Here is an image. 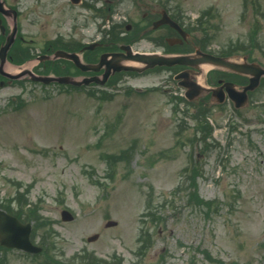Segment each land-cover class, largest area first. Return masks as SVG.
Wrapping results in <instances>:
<instances>
[{
    "label": "rangeland",
    "instance_id": "374dc122",
    "mask_svg": "<svg viewBox=\"0 0 264 264\" xmlns=\"http://www.w3.org/2000/svg\"><path fill=\"white\" fill-rule=\"evenodd\" d=\"M7 1L22 13L12 73L46 69L38 56L52 41L104 37L101 0ZM163 3L195 44L264 66V0H113L111 19L146 25L144 13ZM142 30L116 34L137 51L169 34ZM175 74L125 72L82 89L0 77V208L41 221L33 240L44 247L0 246V264H264V79L238 110L182 99ZM63 209L75 219L64 221Z\"/></svg>",
    "mask_w": 264,
    "mask_h": 264
},
{
    "label": "water",
    "instance_id": "95a60500",
    "mask_svg": "<svg viewBox=\"0 0 264 264\" xmlns=\"http://www.w3.org/2000/svg\"><path fill=\"white\" fill-rule=\"evenodd\" d=\"M4 2L0 0V9H3ZM17 29L16 27L13 29L12 33L9 35L8 40L6 44L2 47L0 52V71L11 78H20L25 76L26 74H29L32 79L34 80H41L43 82H51L53 80H57L59 82H67V83H74V84H82L83 82L90 83L92 80H96L100 83H105V81L109 78L110 74L112 72L121 71V70H138V71H144L148 68L155 67L156 65H174L177 63H185V64H191V56L182 55V56H166V55H160V54H146V53H134L132 51L131 46H126V49L128 50V54H111V57L109 58L110 54H104L102 56L101 61L98 64H83L80 61V58L75 53H68L65 51H59L56 53V56H64L70 59H73L83 70H100L103 66L106 67V72L104 74L103 79H100L99 77H92V78H86L84 81H79L74 77H58L53 78L49 76H36L30 69H24L18 74H11L5 70V64L7 62V54L8 50L11 46V44L14 41V37L16 35ZM208 60L213 63L214 66L224 68V69H230L239 71L241 73L251 74L252 80L251 84L244 88L243 92L241 94L243 95V98L245 99V102H243L241 105L245 106L247 102V91L249 89H253L260 83L261 76L264 74V69L260 68L258 65H238L236 62L232 61V58H217L209 56ZM130 62H136L142 64V66H136L133 64H130ZM238 66V68H237ZM189 88L187 92V96L190 99H193L196 94L201 91H193L191 89L190 85H187ZM215 90V89H214ZM205 90L202 89V92ZM236 95V92L232 90V97L234 98ZM65 219H72L73 216L66 212L64 213ZM109 226L116 225V222L110 221L108 223ZM30 232V226L29 225H22L19 221H17L16 218L13 216L5 213L4 211L0 210V242L3 245L7 246H18L24 249L28 250H35V248L30 244V241L28 239ZM99 234H95L91 237H89L90 241H94L98 239Z\"/></svg>",
    "mask_w": 264,
    "mask_h": 264
},
{
    "label": "flooded vegetation",
    "instance_id": "af4514ba",
    "mask_svg": "<svg viewBox=\"0 0 264 264\" xmlns=\"http://www.w3.org/2000/svg\"><path fill=\"white\" fill-rule=\"evenodd\" d=\"M167 10H168V12H169V14H170V16L173 18V19H175V20H177L178 22H180L181 21V17L179 16V14H178V11H176V8H172L171 6H168L167 7ZM156 11H153L152 13H155ZM148 14H149V12H146L145 13V15L144 16H148ZM159 17L160 16H157L156 18H154V19H150L151 21H148L147 22V25H142L141 24V26H136V27H133V26H126L125 27V29H144V31H143V35H145V34H147V33H149L150 32V30L152 29V25L154 24V22L156 21V20H158L159 19ZM181 18V19H180ZM183 21V20H182ZM183 22H185V21H183ZM151 24V25H150ZM184 26L185 27H187L186 26V24H184ZM153 29H155V31H159V30H162V29H167V31H168V33L169 34H167V35H164L161 39H159V40H157V44L159 43V45H157V47H156V51H161V52H164V53H166V52H183V53H190L191 51H194L195 50V48H201L202 49V51H204V52H210V53H215L212 49H208V48H206V47H202L201 45H199V44H195V41L193 40L194 38L191 36V34L188 36V38L187 39H182V37H181V35H180V33H179V31L178 30H176V29H174V28H172L170 25H163V26H160V27H158V28H153ZM187 30V29H186ZM189 32V31H188ZM164 41L166 42V43H168V47L166 48V47H164ZM161 45H163V46H161ZM187 45L188 46H190L189 48H187V49H185V50H179V51H177V50H171L172 48H175V47H187ZM190 48H191V50H190ZM216 54V53H215ZM196 62L198 63V64H200L201 63V60H196ZM182 69H184V67H182ZM195 73H200V70H196L195 71ZM226 74V73H225ZM208 77V76H207ZM221 80H232V81H235V82H237L235 79H233V78H226V77H224V78H222V77H219V78H217V79H215V80H212V81H209L207 78H206V80H205V83L207 84V85H210V86H218V85H220L221 83H220V81ZM247 82H248V79H247ZM246 82V80H245V82L243 83V82H237V83H240V84H246L247 83ZM203 100H209L210 102L212 101V96H211V94H208V96H205V97H203L202 98Z\"/></svg>",
    "mask_w": 264,
    "mask_h": 264
},
{
    "label": "bare ground",
    "instance_id": "6f19581e",
    "mask_svg": "<svg viewBox=\"0 0 264 264\" xmlns=\"http://www.w3.org/2000/svg\"><path fill=\"white\" fill-rule=\"evenodd\" d=\"M21 68H23V69L31 68V64H29V65H25V66H22V67H16V68H15V71H16V72H19V71L21 70ZM8 69L10 70V69H12V68H11V67H8Z\"/></svg>",
    "mask_w": 264,
    "mask_h": 264
},
{
    "label": "trees",
    "instance_id": "16d2710c",
    "mask_svg": "<svg viewBox=\"0 0 264 264\" xmlns=\"http://www.w3.org/2000/svg\"><path fill=\"white\" fill-rule=\"evenodd\" d=\"M199 200V199H198ZM199 201H201V202H203L204 203V201L203 200H199Z\"/></svg>",
    "mask_w": 264,
    "mask_h": 264
}]
</instances>
